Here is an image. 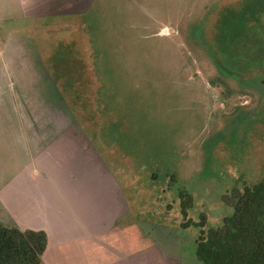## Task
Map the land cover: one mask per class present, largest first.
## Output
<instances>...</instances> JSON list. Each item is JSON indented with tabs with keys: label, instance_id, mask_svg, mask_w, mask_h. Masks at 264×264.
<instances>
[{
	"label": "rangeland",
	"instance_id": "obj_1",
	"mask_svg": "<svg viewBox=\"0 0 264 264\" xmlns=\"http://www.w3.org/2000/svg\"><path fill=\"white\" fill-rule=\"evenodd\" d=\"M40 1L0 0V220L51 231L41 264H202L166 168L211 223L235 184L264 179V84L231 80L252 93L226 101L214 60L190 52L191 26L239 0ZM96 113L99 131H81L78 116ZM117 201L123 215L98 234Z\"/></svg>",
	"mask_w": 264,
	"mask_h": 264
},
{
	"label": "trees",
	"instance_id": "obj_2",
	"mask_svg": "<svg viewBox=\"0 0 264 264\" xmlns=\"http://www.w3.org/2000/svg\"><path fill=\"white\" fill-rule=\"evenodd\" d=\"M58 1L41 0L39 3L56 6L61 3ZM222 8L219 19L205 22L201 29L191 26L190 32L201 41L197 43L199 47L192 43L190 52L201 57L209 55L214 60L217 72L211 84L224 86L222 93L228 101L235 92L252 93L250 89L233 87L231 80L243 81L251 89L258 81L264 84V0H239ZM47 14L39 16L83 15L82 12ZM56 86L61 97L62 91L57 83ZM73 107L77 111L76 106ZM96 115L97 118L89 119L86 115L78 116L81 127L98 132L101 117ZM156 169L154 176L160 171ZM166 175L167 191L175 192V199L179 200L180 228L185 232L191 229L199 232L192 245L197 260L202 264H264V179L253 184H235L222 196L230 211L219 222L211 223L206 209L195 210L196 196L180 182L177 169L166 168ZM48 246L49 236L45 230L23 229L0 220V264H41Z\"/></svg>",
	"mask_w": 264,
	"mask_h": 264
},
{
	"label": "crops",
	"instance_id": "obj_3",
	"mask_svg": "<svg viewBox=\"0 0 264 264\" xmlns=\"http://www.w3.org/2000/svg\"><path fill=\"white\" fill-rule=\"evenodd\" d=\"M29 4L31 5V6H35L33 3H30L29 2ZM30 5H29V7H30ZM36 14H39V12H38V10H36V9H34L33 11H32V9H31V7H30V9H29V11H28V16L30 15H36ZM48 84H52V82L51 81H48ZM53 92H54V94L53 95H55L56 93H57V90H53ZM58 95V94H57ZM53 99H54V101L55 100H57V101H59L60 99H61V97L59 98V97H57V96H55V97H53ZM74 127H75V125H74ZM81 127V126H80ZM81 131H83L84 133H86L84 130H83V128H82V130ZM66 156L68 157V154H66ZM40 158H41V160L45 163V167H46V159H44V157H43V155L42 156H39ZM54 157L53 156H50L49 157V160H51V162H52V159H53ZM64 158V157H63ZM65 159V158H64ZM73 160V159H72ZM49 163V162H48ZM72 163H74V162H72ZM52 164H54V163H52ZM70 164V163H69ZM68 164V165H69ZM67 165V166H68ZM50 169V168H49ZM47 171V173H50L49 175H48V177L49 178H52V179H57V177L58 178H60V173H58L57 175H56V177H55V175H54V170L53 171H51L50 170V172H48V169L46 170ZM61 170H59V172H60ZM63 171H65V168L63 169ZM34 176V175H33ZM62 176V175H61ZM51 188H52V186H51ZM53 189V188H52ZM51 194H52V196H55V197H58V198H60L59 196H58V194L56 193V192H50ZM107 195H108V193H107ZM111 196V195H110ZM110 199H111V197H110ZM113 199V198H112ZM112 199H111V201H112ZM120 200H122V202H123V197L121 196L120 198H119ZM114 200H117V199H113V201ZM118 202V201H117ZM122 202L120 201V203L118 202V206H117V204L116 203H114V205L116 206V212L115 211H113V216L115 215V217H114V223L111 225V224H107L106 226H103L102 227V229H99V231L100 232H98V234H100L101 232H103V231H105L104 233H110L109 232V228L110 227H113V226H115V222H116V220L119 218V216H121V215H123L122 213H123V209H122ZM113 203V202H112ZM119 207V208H118ZM77 211H79V210H77ZM67 212L69 213V212H72V217H73V219H72V222H76L77 221V226H81L82 227V225L81 224H79L78 223V219L79 218H77L76 216H74V212H76L75 210H73V211H70V210H68V209H66V210H64L63 211V213L65 214V215H69V214H67ZM62 220H66V217L64 216V218H62ZM67 222H70V219L67 221ZM110 223V222H109ZM65 224H67V223H65ZM73 225H76V224H73ZM68 229H71V225H68ZM68 229H67V231L66 232H69L68 231ZM82 229H85L84 227H82ZM81 228H80V230H82ZM37 230V229H36ZM40 230V229H39ZM42 230H45L47 233H48V236H49V243H50V235L52 234L51 233V231L48 229H42ZM70 233V232H69ZM89 234V233H88ZM69 239H73V240H75L73 237H71L70 236V234H68V233H65L64 235H63V241L64 240H67V242L69 241ZM71 241V240H70ZM138 255V254H137ZM126 258H127V256H126ZM125 258H121V260H124ZM125 261V260H124Z\"/></svg>",
	"mask_w": 264,
	"mask_h": 264
},
{
	"label": "flooded vegetation",
	"instance_id": "obj_4",
	"mask_svg": "<svg viewBox=\"0 0 264 264\" xmlns=\"http://www.w3.org/2000/svg\"><path fill=\"white\" fill-rule=\"evenodd\" d=\"M76 126V124H74ZM78 126V125H77Z\"/></svg>",
	"mask_w": 264,
	"mask_h": 264
}]
</instances>
